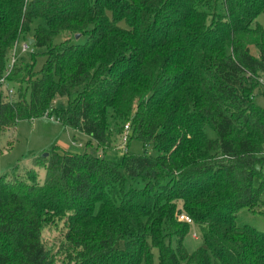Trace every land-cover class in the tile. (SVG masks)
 <instances>
[{
	"label": "trees",
	"instance_id": "obj_1",
	"mask_svg": "<svg viewBox=\"0 0 264 264\" xmlns=\"http://www.w3.org/2000/svg\"><path fill=\"white\" fill-rule=\"evenodd\" d=\"M261 15L264 0H0V76L35 19L34 45L48 49L39 72L17 63L9 74L20 87L1 95L0 130L54 117L104 153L57 146L0 177V264H155L156 250L160 264H264V232L237 223L264 204ZM59 35L86 42L53 47ZM112 123L155 154L108 160ZM181 214L201 229L193 252ZM57 224L54 251L42 234Z\"/></svg>",
	"mask_w": 264,
	"mask_h": 264
},
{
	"label": "rangeland",
	"instance_id": "obj_2",
	"mask_svg": "<svg viewBox=\"0 0 264 264\" xmlns=\"http://www.w3.org/2000/svg\"><path fill=\"white\" fill-rule=\"evenodd\" d=\"M217 10L220 12L222 11V8L218 6ZM258 21L260 24L264 25V15H261ZM42 24H44L42 19H35L30 33L25 38L21 39L20 42H25L26 39H34L36 30ZM122 26L127 27L125 22L122 23ZM243 37L244 43L246 45H254V41L250 38V36ZM65 39H70L72 43L76 44H84L86 42V38L81 36L76 38V36L73 35H59L54 39L53 47L59 46ZM16 49V47H13V49L9 51L10 55L8 62L11 61V57L14 54H17L16 56H18V65L25 66L26 64L31 65L32 63H35L36 72H39L45 65L47 60V57L45 56L48 51L47 48L39 49L34 44H32V49L30 52H24L21 48H18L17 50ZM251 52L255 56H258L259 54L256 47H252ZM14 87L18 89L20 84H16ZM5 93L6 92L4 91L3 94H0V103L2 98L4 100L9 98L7 93ZM75 96L76 92H73L71 97H56L52 103V110L67 109L69 107L70 101L74 100ZM10 98H13V95ZM254 102L261 108H264V84H261L256 90ZM111 126L113 133L112 146L111 149H109L105 154V157L108 160L121 162L123 156L127 152L133 154H155L152 146L146 147L144 143L139 140H132L129 144L130 129H126V126L121 133H119L120 129L114 125V123H112ZM207 131L211 137L215 138V132L210 126L207 128ZM126 137L127 142L124 141ZM87 139L88 137H85L80 133L72 132L70 129L66 128L54 117L50 118L49 116H46L35 120L20 121L13 128H5L3 131L0 130V177L10 174L11 171L17 166L22 172L24 169H29L32 166L33 159L35 157H43L45 154H52L53 149L57 146H62L63 150L71 153L81 154L83 152H88L89 154H92L96 157L103 156V149L99 148L95 142L91 146L87 147V144L89 143H87ZM44 180L45 171L41 169L40 181L43 183ZM133 186L137 189L144 188V184L141 182L137 183L134 181H129L127 187L130 188ZM257 211H260L262 214L254 213L248 208L240 209L237 214L238 225H249L254 227L259 232H264V204H261L259 207H257ZM61 231L62 226L59 224L46 226L43 230V241L54 251H56L58 248L59 240L61 239ZM185 244L190 252H193L197 248L203 246L201 229L197 224H195V222L191 225V232L187 236ZM118 247L123 249L124 242H119ZM154 260L155 264H160L158 250L154 252ZM215 264L219 263L215 262Z\"/></svg>",
	"mask_w": 264,
	"mask_h": 264
},
{
	"label": "built area",
	"instance_id": "obj_3",
	"mask_svg": "<svg viewBox=\"0 0 264 264\" xmlns=\"http://www.w3.org/2000/svg\"><path fill=\"white\" fill-rule=\"evenodd\" d=\"M14 47H16L17 49L21 48L24 52H30L32 49V44H30L29 40H25V42L18 41L16 46H14ZM16 55L14 54L11 57V61L9 62V65H8V68L5 72V74L3 76H0V92L5 91L7 93L8 97H11L12 95L15 94V89L11 86V84L9 83L7 78L9 76V74L11 73V71L13 70V68L18 63V56H16ZM260 83L264 84V78L260 79ZM126 129H130L129 125L126 126ZM124 141L127 142V137L124 139ZM179 219L181 221L187 222L190 225H192L194 223L193 220L190 217H188L186 214H181Z\"/></svg>",
	"mask_w": 264,
	"mask_h": 264
},
{
	"label": "water",
	"instance_id": "obj_4",
	"mask_svg": "<svg viewBox=\"0 0 264 264\" xmlns=\"http://www.w3.org/2000/svg\"><path fill=\"white\" fill-rule=\"evenodd\" d=\"M79 37H80V35H76V38H79ZM29 42H30V44H34L35 43L34 39H30ZM44 156L47 157L48 154H45Z\"/></svg>",
	"mask_w": 264,
	"mask_h": 264
},
{
	"label": "crops",
	"instance_id": "obj_5",
	"mask_svg": "<svg viewBox=\"0 0 264 264\" xmlns=\"http://www.w3.org/2000/svg\"><path fill=\"white\" fill-rule=\"evenodd\" d=\"M72 131V130H71ZM72 132H74V131H72ZM75 133H77V132H75ZM86 137V136H85ZM89 142V140L87 139V143ZM62 149H63V147L62 146H60ZM36 158V157H35ZM34 160V159H33ZM32 166H33V164H32ZM31 166V167H32Z\"/></svg>",
	"mask_w": 264,
	"mask_h": 264
}]
</instances>
